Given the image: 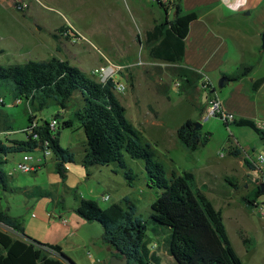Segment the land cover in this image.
Segmentation results:
<instances>
[{"label":"rangeland","instance_id":"1","mask_svg":"<svg viewBox=\"0 0 264 264\" xmlns=\"http://www.w3.org/2000/svg\"><path fill=\"white\" fill-rule=\"evenodd\" d=\"M133 1L138 6L135 3L132 4L131 0H26L27 4H30L29 7L26 10H20L18 4L24 2L21 0L14 4L16 10L21 13L18 16L19 21H13L15 10L12 7V0H0V34L6 33L1 28L4 27L1 21L5 20L11 24L27 23L33 30V37L23 38L20 46L6 45L4 47L8 41L5 43L0 41V65L9 66L28 61L48 60L53 58L52 52H56L57 49L58 54L71 62L72 65L91 72L93 68H97L103 63L100 52L109 56L106 46L109 31L106 29L97 30L95 24L97 20L107 18L112 9L123 10L127 18H130L129 23H132L133 27L136 24L135 11L142 7L153 8L161 15L163 14L164 20H166L165 9L156 3L148 0ZM21 15L25 17L23 18ZM172 17H174V12L171 14ZM65 26L74 29L79 35L70 48L75 59L68 56L67 50L57 40V36L70 40L62 36L61 29ZM129 33L131 34L130 31H126L124 34L132 42L133 39ZM30 38L38 45L28 46ZM147 49V46L143 44L140 54L146 55ZM171 91L173 97L171 110L159 95L155 97L143 94L141 100L153 101L160 114H165L166 119L170 118V114H172L177 122L193 119L196 124L200 123L201 134L203 136L210 134L209 142L192 152L178 140L176 143L171 140L168 143L167 152L169 155L168 153L166 155L164 150L152 141L155 133L149 132L146 141L151 144L157 157L164 164L168 178H171L173 173L181 175L186 171L193 172L196 176V188L204 192L215 207L220 209L221 199L218 194L226 191L231 192V184L226 180L228 179L226 176L231 174L226 173L220 166L214 167L211 172L208 168L209 161L212 158L220 157L221 154L226 157L230 142H235L237 139L238 147L242 153H245L244 156L257 162L260 155L264 156V144L259 136L249 128L237 127L233 124L227 127L222 119L208 117V113L199 117L188 100L177 96L178 90L174 84ZM117 95L127 110V117L131 119L132 107L125 102L131 97V90L128 88L124 93ZM0 99L3 100V103H0V142L6 145H10V141L27 139V135L22 130L29 124V115H36V120L41 123L55 121L58 128L60 127L58 121L74 119L72 114L74 103L66 111L55 104L36 110V105L38 107L39 104L37 100L35 103L27 105L26 100L22 99L17 104V99L14 97V85L11 81H0ZM199 102H203V99H200ZM57 115L58 118H56ZM79 126V122L76 121L73 129L65 128L59 131L58 138L61 147L71 151L74 155V161L66 165L65 180H62L55 172L53 155L48 156L36 172L21 173L16 169V163L25 152L0 154V168L7 175L6 187L0 185V204L3 205V210H8L12 216H20L23 226L38 236V239H33L44 244H50L52 238L59 240L64 247L65 255L75 264H109L113 253L109 251L110 245L103 240L102 225L82 218L76 212V207L81 198L95 200L103 209L116 203L126 206L125 201L129 199L135 205L137 215L147 223L151 252L162 259V264H177L164 248L170 234L169 229L154 222L151 218L152 204L157 200L159 191L149 184L144 163L127 157L129 169L133 171V181H128L124 172L116 165L86 168L83 165L86 154V136L84 129ZM8 128L12 132H1ZM31 154L35 159H38L43 157L44 152L37 150ZM262 167L264 173V164ZM236 169L239 173L233 176L239 183V176L242 174L241 166L238 165ZM263 176L261 177L263 178ZM262 178H258V181H261ZM255 188L251 189L246 196ZM242 193L241 191L240 194ZM103 197H108L110 200H105ZM235 200L240 201L237 197ZM258 201L262 205L264 196ZM222 213L231 243L243 264H264V234L262 230L264 217L261 216L257 207L244 210L243 206H237L236 208L222 209ZM239 228L245 230L251 239L252 243L246 245L247 247L251 246L249 253L245 252L248 249L239 235ZM0 229L12 235L15 234L11 228L1 223ZM71 232L75 233L71 234Z\"/></svg>","mask_w":264,"mask_h":264},{"label":"trees","instance_id":"2","mask_svg":"<svg viewBox=\"0 0 264 264\" xmlns=\"http://www.w3.org/2000/svg\"><path fill=\"white\" fill-rule=\"evenodd\" d=\"M162 8L169 11L166 6ZM173 10L172 21L156 24L144 39L138 36L137 40L147 46L153 60L179 64L184 58L190 24L196 20L197 14H182L177 1H174ZM253 68V63L242 66L230 80L247 77ZM0 81L13 83L17 99L30 100L29 104L37 100L39 104L36 110L55 104L66 111L74 103V119L58 121L59 128L56 122L57 128L53 133L48 122H40L36 131L39 140L30 137L24 141H10V145L0 142V154L16 151L32 153L42 150L44 142L48 141L55 158V172L65 180L66 165L74 161V155L61 147L59 131L73 129L77 121L86 136L83 160L86 168L116 165L128 181H133L134 175L127 164V157L144 163L149 184L159 191L157 200L152 204L151 218L169 229L164 248L177 264H243L229 238L222 211L196 188L193 172L186 171L181 175L173 173L171 178L167 177L166 168L151 144L128 119L125 107L113 91L112 82L102 85L69 61L56 57L0 65ZM263 83L264 77L256 80L252 89L258 90ZM36 118V115H29V123ZM195 124L196 121L190 119L177 130L181 144L192 152L210 139V134L203 136L200 128L195 129ZM230 124L252 129L264 144V129L254 121L239 119L225 123L227 127ZM6 183L7 175L0 168V185L5 187ZM262 196L264 194L259 185L242 201L247 206L255 207ZM125 202L126 206L116 203L103 209L95 200L81 198L76 212L89 222L100 223L104 230V242L120 252L118 257H127L128 264H162V259L154 255L149 247L146 221L137 215L136 207L129 199ZM0 223L15 232L12 235L0 229V264H68L63 258L75 264L59 245L40 243L27 236L19 218L0 211ZM243 241L245 245L252 243L246 237Z\"/></svg>","mask_w":264,"mask_h":264},{"label":"crops","instance_id":"3","mask_svg":"<svg viewBox=\"0 0 264 264\" xmlns=\"http://www.w3.org/2000/svg\"><path fill=\"white\" fill-rule=\"evenodd\" d=\"M18 1L21 0H12V7L15 10V17L12 18L13 21L18 20V16L21 14L14 6ZM174 1L178 2L182 14H197L196 20L190 24L189 33L185 40L186 49L184 58L179 64L153 60L149 55L148 49L146 55L140 54L142 44L138 42V36L144 39L146 33L153 29L156 24L165 21L164 15H161V13L153 8L142 7L135 11V27L132 26V23H129L130 18H127L126 13L121 9H112L107 18L97 20L95 24V29H106L109 31L106 46L108 47L107 53L111 59L126 65L135 64L138 58L144 62L143 65L128 68L123 76L127 89L129 88L132 93L131 97L125 100L132 107L131 111L133 115L131 119H128L142 132L145 140L148 139L146 136H148L149 132L155 133V136H153L154 140L152 141L156 142L166 155L168 153V143L171 140L173 143H176L177 140L179 141L177 130L190 119L177 122L172 114H170V118L166 119L165 114H160L153 101H142L141 97H143V94L155 97L159 95L168 106V109L171 110L173 100L171 90L173 84L178 90L177 96L188 100L197 111L199 117L207 115L208 98L210 92L214 91L213 94L221 101L223 110L233 114L235 120L250 119L260 127L264 124V83L258 90L254 91L252 89L253 83L264 77V50L262 49L261 40V36L264 33V0ZM23 3H27L26 0ZM131 3L135 2L131 0ZM171 11L174 12L173 9L166 12V20L172 21L174 19V17L171 18V14L173 13ZM21 16L23 17V15ZM1 23L4 25L1 28L6 33L0 34V41L2 43L8 41V43L4 44V47L6 45L20 46L22 45L21 40L23 38L33 37V30L27 23L11 24L7 20L1 21ZM126 31L131 32L129 35L133 39L132 42L124 34ZM57 40L67 50L68 56L71 59L74 58L70 51V48H72L71 44L74 43L71 40L58 36ZM29 42L30 45L28 46L38 45L32 38L29 39ZM13 50L16 49L13 48ZM58 53L59 51L56 49V52H52V57L66 60ZM252 63L254 64V68L247 77L238 81L230 80L242 66ZM79 68L88 75L95 69L93 68L91 72H87L83 68ZM222 77H228L230 83L223 89H220L217 84ZM206 78L209 79L212 86L210 91H206L202 87L203 81ZM177 83L180 84L179 87H177ZM115 94L118 98L117 93ZM14 97L16 98L15 95ZM200 99H203V102H199ZM9 129L1 130V132H12ZM238 145L237 139H235V142L231 141L226 157H221L220 155V157L212 158L209 161L208 168L211 172H213L214 167L220 166L226 173L231 174L230 176H226L228 177L226 180L232 187L231 192L226 191L218 194L221 199L219 204L220 210L236 208L237 206H243L244 210L255 209L257 207L261 216L264 217V202L261 205L258 201L256 206L252 208L242 202V198L251 189L262 184V180L258 181V178H262L261 176L264 174L263 167L262 172L256 170L255 161H251L247 156H244L245 153H242ZM236 151L239 153L235 154ZM234 159L237 161L235 162ZM237 164L241 166L242 173L239 176V183L233 176L239 173L236 169L238 167ZM241 191L243 192L242 194H240ZM235 196L240 201L237 202ZM2 207L3 205L0 204V211L9 214L8 210H3ZM13 217H17L22 221L20 216ZM80 225H83V223H80ZM24 230L30 238L38 239V236L33 231L25 227ZM262 230L264 234V221L262 222ZM74 233L71 232V234ZM239 235L242 241L244 237L250 239L247 232L242 228H239ZM50 241L48 245H59L65 253L64 247L59 240L52 238ZM246 248L248 250L245 252L249 253L250 248L247 246ZM109 251L112 253L116 252L110 247Z\"/></svg>","mask_w":264,"mask_h":264},{"label":"built area","instance_id":"4","mask_svg":"<svg viewBox=\"0 0 264 264\" xmlns=\"http://www.w3.org/2000/svg\"><path fill=\"white\" fill-rule=\"evenodd\" d=\"M152 3L158 4L160 7L166 6L170 9H173L174 0H149ZM29 7L27 3H19L18 9L20 10H26ZM78 33L75 32L74 29L70 27H66L64 31H62V36L69 38L73 43L76 42L77 38L79 36ZM101 58L103 60V63L95 68L91 72V76L93 79H95L98 83L102 85H106L109 82L113 83V91L114 93H124L127 90L126 83L123 81V76L126 73V70L130 67L137 66V65H143L144 62L142 60H138L135 64L126 65V64H120L117 61L111 59L106 54L100 52ZM180 84L177 83V87H179ZM202 87L206 91H210L212 89V86L210 84L209 79H205L203 81ZM17 99V98H16ZM20 100L17 99L16 103H20ZM26 100V99H25ZM0 103H3V100L0 99ZM27 105H30V100H26ZM207 113L208 117H219L224 121V123H232L235 120V117L231 113H227L223 110L222 103L219 100V98L212 94L208 98V107H207ZM41 123L38 122L36 119L33 120L28 124V126L22 130L27 135V139L30 137H33L35 140H39V136L37 134V130L40 127ZM261 127L264 129V124ZM56 122L52 121L49 123V129L53 133L56 131ZM9 133V132H7ZM44 152L43 157H40L38 159H35L31 152H25L21 159L16 163V169L21 173H33L36 172L38 169L41 168L42 163L46 160L48 156L53 155L52 150L50 149V143L48 141H45L43 144ZM221 157H224L223 154H221ZM256 166V170L262 172V165L264 164V156L260 155L257 162H254ZM261 183H264V176L262 178ZM105 200H108V197H103ZM264 209V206H263Z\"/></svg>","mask_w":264,"mask_h":264},{"label":"water","instance_id":"5","mask_svg":"<svg viewBox=\"0 0 264 264\" xmlns=\"http://www.w3.org/2000/svg\"><path fill=\"white\" fill-rule=\"evenodd\" d=\"M261 40H262V49L264 50V33L261 36ZM230 83V80L228 77H222L218 83V88L223 89L225 86H227ZM201 127L200 123L195 124V129H199ZM261 186V191L264 194V183L260 185ZM120 252L118 250H116L115 254L112 256L109 264H128L129 260L127 257L122 256L118 257L117 254H119ZM65 259V261H67L68 264H72L68 259Z\"/></svg>","mask_w":264,"mask_h":264}]
</instances>
